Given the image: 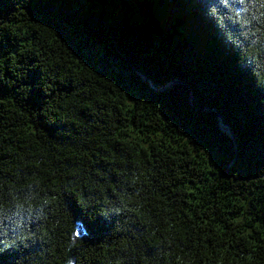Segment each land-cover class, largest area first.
Listing matches in <instances>:
<instances>
[{"label": "trees", "instance_id": "obj_1", "mask_svg": "<svg viewBox=\"0 0 264 264\" xmlns=\"http://www.w3.org/2000/svg\"><path fill=\"white\" fill-rule=\"evenodd\" d=\"M0 264H264V0H0Z\"/></svg>", "mask_w": 264, "mask_h": 264}, {"label": "water", "instance_id": "obj_2", "mask_svg": "<svg viewBox=\"0 0 264 264\" xmlns=\"http://www.w3.org/2000/svg\"><path fill=\"white\" fill-rule=\"evenodd\" d=\"M228 133L234 138V135L230 130H228Z\"/></svg>", "mask_w": 264, "mask_h": 264}]
</instances>
